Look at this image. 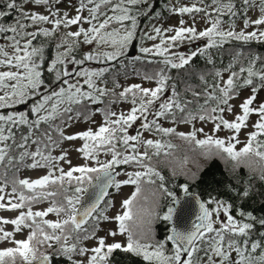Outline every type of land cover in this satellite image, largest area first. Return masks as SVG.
Wrapping results in <instances>:
<instances>
[{"label":"snow or ice","instance_id":"snow-or-ice-1","mask_svg":"<svg viewBox=\"0 0 264 264\" xmlns=\"http://www.w3.org/2000/svg\"><path fill=\"white\" fill-rule=\"evenodd\" d=\"M30 2L47 6L48 15L26 11L24 5ZM65 3L68 8L75 10L77 13L75 16L70 17L67 11L61 13L59 8L52 9V4ZM141 3L148 7L147 0H115V2L114 0H79L78 5L74 4L73 0H52L51 4L50 0H23L19 4L17 0H7L6 8L16 10L19 19L14 25L8 27L0 24V33L14 34L9 37L11 53L0 47V66L9 69L0 71V109L26 104L33 96L39 99L32 103L30 114L26 115L22 111L0 114V168L4 169V175L0 176V209L9 211L27 209L20 211L11 220L0 218V224L14 225L15 232H20L25 227L30 229L25 239H12L13 232L4 231L0 227V241L11 240L15 245V247L0 249V264H16L17 258L22 261V264H57L58 258H67L70 264H197L194 256L202 250L204 258L200 264H264V232H260L262 238L260 241L250 239L251 232L257 224L264 228V217L258 218L252 212L237 210L236 215L241 218L237 219L230 214V204L211 197L206 202L198 196L194 197L198 203L197 219L200 221L194 231L184 232L176 227L171 228V234L166 237L168 241L173 242L170 253L163 241H154L153 222L156 219L171 222L179 210L180 201L166 188L165 177L161 172L151 164H146L145 161H151L152 156H159L161 153L165 158L172 157V150L176 148V145L162 143L160 140H145L139 130L135 135L128 134V128L140 119L142 121L140 128L144 131H155L164 136H177L189 145H194L195 149H200V155L204 160V163L192 161L196 171L187 169L183 173L188 180H199L201 174L209 170L213 161L218 159L224 164L231 163L230 174L239 185L238 190L237 185H231V190L238 197L264 198V141L258 139L259 136H264V100L253 107L258 92L264 89V67L259 70L256 68L257 58H250L247 66L241 65L238 71L234 70V65L230 63L228 69H225L229 71L226 80L223 79L221 71L216 70L214 77L218 78L219 82L206 86L202 93L194 91L191 87L186 88V91H191L193 97H204V104H198L195 112L189 110V105L193 101L182 99L175 83L170 85L171 94L159 103L158 109L154 112L150 111L151 106L169 87L167 84V81L171 79L168 75L169 69L181 70L193 77L198 75L200 80L204 81V74L193 64L194 58L205 56L207 63L212 64L209 49L221 47L229 40L248 42L258 38L264 41V30H259V26L264 25V0H260L259 4L255 3V0H240L239 12L233 0H227V2L213 0V4H218V7L213 9L217 13V18L211 21L210 27L199 32L194 26L183 27L184 21H180L181 26L175 28L162 30L159 27H153L151 31L155 35L146 32L144 35L147 39L155 40L159 37L160 43L152 47H140L139 52L144 55L164 57L161 61L164 67L151 75L145 73L143 76L146 80H155L154 88L143 87L141 84L123 87L114 82L113 88L109 89L104 79L105 73L109 72L108 68L98 71L73 70V72L63 69L62 66L66 63L81 65L85 61L92 60L114 61L124 55L137 30V17L131 14L128 6ZM87 5L93 6L88 9L89 17H84L81 13ZM101 6L107 7L112 15L101 12ZM256 8L259 9V15L253 19L248 13ZM169 10L181 14L204 11L195 5ZM238 14L244 17L243 28L240 31L235 30L234 21L230 22L227 30L221 27L223 21L220 16L235 17ZM8 15V12L0 10V18ZM101 15L105 16L102 21L99 19ZM159 15L160 13L157 12L156 16ZM21 20H30L32 24L46 22L53 24V28L26 32L25 28L28 25L21 23ZM93 20L98 23L92 24ZM82 21L91 26L87 29L80 27L77 31L67 32L61 38V43L56 46L57 48L66 46L65 51L57 52L47 66V71L54 73L55 80L66 87L61 86L58 91L41 96L40 89L44 87L40 70L44 60L43 48L32 46V40L41 34L45 37L53 35L60 25L69 27ZM126 21L130 24H126ZM113 22L117 23L119 28L108 30ZM252 26H256L255 30L246 31ZM163 31H172L174 35L166 40L163 37ZM17 36L20 39H17ZM25 37H31V39L25 40ZM81 37L84 44L96 43L109 46L113 50L85 53L82 59L70 57V53L80 42ZM203 38L207 39V43L189 53L165 55L176 42H182L185 39L194 42L196 39ZM21 40H24L23 44ZM232 55L233 60L239 62L241 53L234 51ZM135 59L139 61L142 57L136 56ZM73 73L75 77L83 78V85L87 86V90H84L80 79L74 82L64 79V77H71ZM137 75L140 73L137 72ZM256 81H259V84ZM116 88L122 90L117 93ZM237 89H250V93L238 105H233L230 101L238 98ZM129 96L133 106L127 113L111 110V104L127 101ZM105 97L108 99L105 100ZM209 101H213L215 106H209ZM98 104H104V107L95 109L91 107ZM237 107L239 112L234 113V108ZM177 112L181 113L180 122L212 121L213 132L228 130L233 134L226 138L205 134L203 139H199L197 133H203V128H193L188 133L177 132L175 128L163 127L157 122L156 118L169 116L175 121ZM225 112L233 114L234 118L226 119L223 115ZM97 113L102 114L103 122L95 130L88 127L83 131L65 134L59 125L53 127L51 124L57 116L61 117L62 124L69 127L81 120L94 124L93 117ZM251 114L259 117L252 124L255 131L247 134V142L237 150L236 144L240 143L238 135L243 128L248 127L247 121ZM29 115L34 116L35 119H30ZM149 115L154 118L149 120ZM42 122L48 123L47 129H40ZM22 127L27 128V132H21L17 142L14 129ZM53 131L58 133L55 139L52 135ZM76 140L83 143L74 150L82 154L86 161L95 162L96 166L90 163L73 166L67 158V150H62L59 156L51 155L52 149L60 147L62 142ZM8 141L13 143L9 144ZM29 144L36 145L34 151L29 150ZM117 145H120L123 151ZM140 145H143L145 149L143 152L139 151ZM13 148L20 149L18 155L12 154ZM149 149L154 151L150 154ZM101 150L109 154L111 158L105 161L99 160L97 156ZM26 161L31 162L26 163ZM59 161L67 163L69 168L65 171L58 167ZM174 162L179 167L185 168L190 161L188 156H184L182 160H174ZM120 165H134L144 170L117 171V166ZM20 167L46 168L48 171L36 179H18L13 174L11 193L5 194L8 171L11 169L19 171ZM241 168L247 170L246 180L237 175ZM55 171H58L59 175H55ZM175 174L173 169V175ZM120 175L125 176L126 179L117 180L116 177ZM153 177L160 182L158 192L171 198V206L167 207L163 216L158 215L155 207L149 210L140 204L142 185L154 184L156 180ZM254 181H259L260 191L256 190L257 185ZM127 185L135 186L134 191L127 198L117 201L115 197L121 195L120 190ZM68 186H71V189ZM89 187L97 191L94 199L85 206L81 202L88 194ZM179 187L185 194L189 193L188 184H182ZM24 190L30 194H25ZM69 190L71 195L68 194ZM6 196L7 203L4 202ZM57 196L62 197L61 201L56 199ZM45 200L50 201V206L40 211L32 210V203ZM102 202L103 206H101ZM206 204H216L217 207L210 211ZM77 205L81 207L77 208ZM117 206L119 211L114 215L107 214L109 208H117ZM220 211L223 212L225 220L220 221L219 215L216 220H213V212ZM49 213H55L62 218L55 221L44 219ZM214 223H219L220 227L215 228ZM112 224H115L114 228L111 227ZM100 232H103L102 236L98 234ZM213 233L214 235H208ZM225 233L229 234L226 243ZM83 241H94V244L91 247L84 246ZM198 241L206 242L207 248L201 249L197 244ZM77 256L82 259H75Z\"/></svg>","mask_w":264,"mask_h":264},{"label":"trees","instance_id":"trees-1","mask_svg":"<svg viewBox=\"0 0 264 264\" xmlns=\"http://www.w3.org/2000/svg\"><path fill=\"white\" fill-rule=\"evenodd\" d=\"M184 0H147L148 7H145L143 3L137 4L134 6H128L131 9V14L136 15L137 17V30L136 34L133 38V41L128 45L125 54L120 56L117 60L114 61H107L103 60L100 64L101 66L98 67L97 71L102 68H108L109 72L105 73V81L106 86L111 89L114 86V82L120 84L123 87H126L125 83L130 79H137L138 81L146 80L143 78L144 74L147 73L149 75L153 74L156 70H158L161 67H164V65L161 63V61L164 59L163 56L159 55H144L139 52V48L141 46V43L147 40L145 35L141 34V30L145 25H147L151 20L153 19H164L167 20L170 18L175 12L170 11L169 9H172L171 3L172 2H182ZM6 2L7 0H0V10H4L9 13V15L5 18H0V24H3L5 27H8L9 25H14L15 22L19 19V15L16 10H8L6 8ZM18 4L22 3L23 0H17ZM115 2V0H114ZM198 2H202L205 5L212 2V0H198ZM224 2H227V0H224ZM233 3L236 5L237 11H240V0H233ZM110 7V6H109ZM109 9L107 7L101 6L100 11L106 12ZM204 11L201 12H192L191 14H201L206 15L209 17L216 16L217 13H212L211 11H207L206 9H203ZM148 12V15H145L144 13ZM159 12L160 15L157 17L156 13ZM220 19L223 21V23L230 24V22L234 21V24H236L239 21H243L244 17L242 15H236L235 17H231L229 15H223L220 16ZM21 23H25L26 25H29L31 23L30 20H21ZM126 24H130V22H125ZM112 28H119V25L115 22H113L108 30H111ZM14 34L11 32L7 33H0V46L1 42L3 40H10L9 37H12ZM65 35V32L63 30L62 25L58 27V29L53 33V35L45 37L44 35H38L35 39L32 40V46L34 47H42L43 48V56L44 60L41 64V71H42V79L44 81V89L45 91H50L52 89L64 86L62 83L55 80L54 73H49L47 71V66L51 62L52 59L56 56L57 51V44L61 43V38ZM17 39H20L19 36L16 37ZM28 38V37H25ZM201 42V43H199ZM192 43H199L198 46H203L207 43V39H197L194 42H190L189 40H183L182 42H176L174 46H180V45H190ZM92 45L84 44L82 42H79L77 46L73 49V51L70 53V57H75L76 59H82L83 55L86 52H91ZM239 52L241 53V56L239 57V62H236L233 60V52ZM209 54L211 55L212 64L207 63V57L205 56H198L194 58L193 64L194 66L199 67L201 72L205 76V80H200L199 76H191L187 72L176 70V69H169L168 75L171 77L167 81V84L169 85L168 88L165 89L164 93L166 92L170 93V85L175 83L177 85V89L181 94L182 99L193 101L192 104L189 105V110L195 112L197 109L198 104L202 105L204 104V97H193L191 91H186V88L191 87L196 92H203L205 90V87L208 85H212L215 82H219L218 78L214 77V72L216 70H220L222 73V77L224 79H227L229 75V71H225V69H228V66L230 63L234 65V70L238 71L239 67L241 65L247 66L248 60L250 58H257L256 61V68L259 70L260 68L264 67V41H261L259 39L257 40H251L248 42L243 41H237V40H229L225 42L221 47L218 48H212L209 49ZM165 55L170 56L172 55L171 52L165 53ZM136 56H141L142 59L137 61L135 59ZM92 64L90 61H85L84 64ZM137 72L140 73V75H137ZM67 77H64L66 79ZM149 81V80H147ZM155 82V80H152ZM257 84H259V81H256ZM84 90L87 89L86 86L82 84ZM222 86V84H221ZM116 92L118 93L121 91V88H116ZM211 91V89H209ZM244 90H250V89H237L236 95H238L240 92ZM44 92V91H43ZM42 95V93H40ZM39 99V97L33 96L29 101L26 102V104H20V105H14L11 108L6 109H0V114H7V112L14 111V112H24L26 115L30 114V109L32 106V103L36 102ZM108 98L105 97V100ZM131 96H129V99L127 101H121L119 103L111 104V110L114 111L115 108H117L121 103L124 102H130ZM209 106H215L213 101H209ZM78 107V106H74ZM93 109L99 107L103 108L104 104H98V105H92ZM102 116V114H100ZM176 120L174 121L171 116L168 118H160L162 122H172L174 125L177 123H184L179 121V117L181 113L177 112L176 114ZM30 119H35L34 116L29 115ZM82 121V120H81ZM196 121V120H194ZM51 124L53 127L59 125L62 127L61 117L57 116L55 119L51 121ZM162 126V124H160ZM48 123H41L40 129H47ZM16 140L19 142V137L21 135V132L26 133L27 128L22 127L20 129H14ZM153 135H155L158 140H160L162 143H171L173 145H181V141L183 140L179 139L177 136L174 135H168L164 136L161 133H157L155 131L151 132ZM39 134V133H37ZM53 138L58 137V133L55 131L52 132ZM259 140L264 141V136H259ZM9 144H12V141H8ZM36 148V145L29 144V150L31 147ZM192 146V145H191ZM194 146V145H193ZM117 147L123 151V149L120 147V145H117ZM195 147V146H194ZM56 148V147H54ZM53 150V149H52ZM145 150V149H144ZM20 149L13 148L12 154L18 155ZM154 150L149 149V153L151 154ZM52 152V151H51ZM169 157L165 158L163 153H161L159 156H152L151 161H145L146 164H151L154 168H156L158 171L161 172V174L165 177V186L166 188L171 191L175 196L177 194H181L184 192L179 186L182 184H188L189 185V191H192L196 193L202 201H208L209 198H214L217 200H220L222 202L228 203L231 205L230 214H232L237 219H241L236 215L237 210H243L245 212H252L256 217H264V198L262 197H255V199H242L236 195L234 191L231 190V185H237V190L239 189V185L237 184V181L235 180L234 176L230 174L229 169L231 168V163L224 164L220 160H214L211 168L207 171H205L203 174H201V178L197 181H190L187 179V177L183 174L184 171L187 169H191L192 171H196V168L192 167V162H189V164L185 168H181L178 165L166 163L165 161H168ZM190 161V160H189ZM29 161H26V163ZM204 163V161H203ZM132 165H120L117 166V169H124L126 167H129ZM23 167L19 168V171H16L15 169H11L7 173V179L8 183L7 186H10V189H12L11 180L13 178V174H15L16 178L19 179V173ZM173 169H175V175H173ZM4 175V169L0 168V176ZM237 175H239L242 179H247V170L244 168H241L238 170ZM156 182L154 184H148L144 183L142 185L143 191L141 193L140 204L151 210L153 207H155L156 212L159 216H163L165 212L167 211V207L171 206V198L160 194L158 192V186H159V180H157L155 177H153ZM254 183L257 185L256 190L260 191L259 188V181H254ZM69 189H71V186H68ZM25 194H30L27 192V190H24ZM114 191V190H112ZM134 191V189H133ZM156 193L155 195L153 193ZM69 195H71V190L68 192ZM109 198V197H108ZM56 199L58 201H61L62 197L57 196ZM42 202H48L50 204V201L45 200ZM38 203H32V205H35ZM209 210H212L215 204H206ZM103 206V203L101 204ZM45 219V218H44ZM0 227L1 224H0ZM3 228V227H2ZM29 229V228H28ZM30 231V229H29ZM10 232V231H9ZM260 232H264V228L260 227L258 224L256 227L252 230L250 239L260 241L262 238L260 236ZM152 234H153V240L154 241H163L165 243V248L168 250V252H171V249L173 247V243L171 241H168L166 237L171 234V227L169 222L163 221L161 219H156L152 224ZM208 235H214L208 234ZM235 239H240L238 237H233ZM229 239V234L225 233V243ZM71 242V241H70ZM197 244L201 247V249L207 248V243H201L197 242ZM43 251V249H41ZM258 254V253H257ZM195 255H202L204 256L203 250ZM196 258V257H195ZM16 264H22V261L17 258ZM57 264H70V261L67 260V258H58Z\"/></svg>","mask_w":264,"mask_h":264},{"label":"rangeland","instance_id":"rangeland-1","mask_svg":"<svg viewBox=\"0 0 264 264\" xmlns=\"http://www.w3.org/2000/svg\"><path fill=\"white\" fill-rule=\"evenodd\" d=\"M260 0H255V3L259 4ZM52 3V0H50V4ZM74 4L79 3V0H73ZM193 5H195L198 8L201 9H206L207 11H211L212 13H216L213 11L214 8L218 7V4H213V0L212 2H210L208 5L202 3V2H198V0H184L182 2H172L171 3V7L172 9H179L181 7H192ZM93 5H87V7H85V9L83 10V12L81 13L82 16L84 17H89V11L88 9L91 8ZM24 8L26 11H28L29 13L31 12H36V13H42L44 15H48V10H47V6L45 5H36L34 3H28L26 5H24ZM56 8H59L61 13H63L64 11L68 12V15L71 16H75L77 13L75 12L74 9H70L67 7V4H52V9L55 10ZM175 12V11H174ZM106 15H112L111 11H106L104 12ZM248 15H250L253 19H256L259 15V9L256 8L253 11L249 12ZM51 18V17H50ZM105 18L104 15H101L99 17V19L102 21ZM217 17L213 16V17H209L206 15H201V14H191V13H178L175 12L170 18H168L167 20L164 19H153L151 20L147 25H145L143 27V29L141 30V34L144 35L146 32L151 33L152 35H155L154 32H152V28L153 27H159L162 30L163 29H169V28H175V27H179L181 26L180 21H184V24L182 25L183 27H190V26H194L197 30V32L204 30L207 27L211 26V21L215 20ZM98 21L93 20L92 24H97ZM91 25L87 22H81L77 25H70L69 27H63V30L65 32V34L67 32H74L77 31L80 27H83L84 29L89 28ZM230 24L227 23H222L221 27L225 30H227L229 28ZM53 28V24L50 23H46V22H41L39 24H32L30 23L28 25V27L25 28L26 32H35L38 29H48V30H52ZM243 28V21H239L235 24V30L236 31H240ZM256 26H252L249 27L248 29H246V31H253L255 30ZM259 30H264V25L259 26ZM163 37L167 40L168 37H170L171 35H174V32L172 31H163L162 32ZM25 40L27 39H31V37L28 38H24ZM71 39V38H70ZM83 37L79 38L80 42H82ZM206 39V38H203ZM258 39V38H257ZM254 39V40H257ZM187 40V39H185ZM197 40V39H196ZM1 46L3 47L5 51L11 53L12 52V48L10 47L11 44V40H3L1 42ZM24 43V40H21V44ZM160 43V38L158 37L155 40H150L147 39L146 41H144L143 43H141L140 47H152L154 44H159ZM201 43V42H199ZM199 43H192L190 45H180V46H173L169 49V52L173 53H189L190 51H192L193 49L199 47L198 44ZM92 45V50L91 53H100V52H105V51H112L113 49L109 46H102V45H97L96 43H92L89 44ZM200 45V44H199ZM65 47H60L57 49V52H64L65 51ZM86 53H90V52H86ZM103 61V59L101 60H92L90 62H92V64H81V65H75L72 63H66L65 65H63V69L68 70L70 72H73V70H79V71H83V70H89V71H97L98 67L101 66V62ZM9 70L7 67L5 66H0V71H7ZM15 70V69H13ZM66 79H69L70 82H74L76 79H80L81 84H83V78H77L75 77L74 73L71 77H67ZM224 79V78H223ZM226 80V79H225ZM131 84H141L143 87H147V88H154L156 87V83L153 81H147V80H141L138 81L137 79H130L128 80L125 85L126 87L131 85ZM86 86V85H84ZM103 86V85H101ZM87 87V86H86ZM58 88L52 89L50 91H45V89L42 87L40 89V93H42V95H48L50 94L52 91H58ZM87 90V89H86ZM44 91V92H43ZM250 90H244L242 92H240L237 95V99L231 100L230 103L233 105H238L244 97H246L247 95H249ZM41 95V96H42ZM169 96V93L166 92L165 94H162L160 96V99L158 101H156L152 106L150 111H155L158 109L159 103L163 102L167 97ZM261 100H264V89H261L258 94H257V100L254 103L253 107L258 106V104L260 103ZM133 105L130 102H124L121 103L117 108L114 109V112L120 113L121 111L127 113L128 110L131 109ZM239 112V108H234V113ZM224 117L226 119L232 120L234 118L233 114H229L228 112L223 113ZM154 117L152 115L148 116V119L151 120ZM258 116L255 114H251L249 116V119L247 121L248 127L243 128L241 130V132L238 135V139L240 141V143L236 144V149L238 150L239 148L243 147L244 144L247 142V134L255 131V129L252 127V124L255 123L258 120ZM93 119L95 120V123H88V122H84V121H79L77 123H73L71 124V126H66L65 124L62 125V129L65 132V134H73L79 131H83L85 129H87L88 127H92L93 130L96 129V127L98 125H100L103 122V117L97 113ZM157 122L159 124H162L163 127H173L176 129L177 132H185L188 133L190 131L193 130V128L199 129V128H203L204 132L203 133H197V138L199 139H203L205 134H209V135H214L216 137L219 138H226V137H230L233 133L228 131V130H220L217 132H213V122L212 121H207V122H202L199 120L196 121H192L191 123H177L176 125H174L172 122L168 123V122H162L160 120V118H156ZM142 121L140 119H138L137 121H135L132 126L130 128H128V134L129 135H135L137 130H139L141 132V136L143 139L147 140V139H152V140H158V138L153 135L151 132L149 131H144L143 129L140 128ZM82 141L80 140H76V141H72V142H68V141H64L61 143L60 147H56L53 148L51 155L52 156H59L61 154L62 150H67L68 151V159L71 161V164L73 166H77V165H82L85 163H90L92 166H96L95 162H91V161H86L82 154L76 152L74 150V148L80 147L82 145ZM134 143V142H133ZM35 148L32 146L30 148V151H34ZM139 151L143 152L144 151V147L143 145L139 146ZM173 151V156L169 157L168 161H173L172 165L176 164L174 162V160H182L184 158V156H188L190 162L192 161H199L200 163H203V157L200 155V149H195V147L192 145H189L187 142L185 141H181V145H178L175 149L172 150ZM97 158L101 161H105L110 159V155L106 154L103 150H101L98 153ZM31 161L27 162L30 163ZM177 165V164H176ZM57 166L60 168H63L65 171L69 168V165L67 163H64L63 161H59L57 162ZM192 167L195 168L194 164L192 163ZM144 169L139 168L138 166H129L126 167L124 169H117V171H143ZM48 171V169L43 168V169H29L26 167H23L20 171V175H19V179H24V178H29V179H36L41 175L46 174ZM55 175H59L58 171L54 172ZM78 175V174H77ZM117 180H122V179H126L125 176L120 175L116 177ZM135 186L132 185H127V186H123L121 191V195L116 196L115 199L121 200L122 198H127V196H129L131 194V192L133 191ZM10 186H7L5 188V194L11 193ZM112 191V190H111ZM112 198V197H109ZM5 203H7V196L6 199L4 201ZM48 206H50V204L48 202H42V203H38L35 205H32L31 208L33 211H40V210H44L46 209ZM217 207V205L215 204L214 207L212 209H215ZM27 209H21V210H16V211H9V210H4V209H0V218H5V219H13L15 218L20 211H26ZM119 207L117 206V208H109L108 209V215H114L117 211H119ZM211 211V210H210ZM217 215H219V220L220 221H224L225 217L222 211H220L219 213L213 212V220H216ZM58 218H62V217H58L55 213H49V215L47 217H45V219L48 220H52L55 221ZM1 226L3 227L4 231H10L13 232V237L12 239H25L29 229L28 228H23L22 231L20 232H15V226L8 223V224H1ZM215 228H219L220 224L219 223H214L213 225ZM111 227H115V224H112ZM99 235H103V232L98 233ZM117 239H120V237H117ZM82 244L84 246H88L91 247L94 244V241H83ZM9 247H15V245L11 242V240H3L0 241V249H5V248H9ZM234 255V254H233ZM196 257V258H195ZM204 258V256L202 255H195L194 259L197 261V264H200V261ZM75 259H82L81 257H75Z\"/></svg>","mask_w":264,"mask_h":264},{"label":"water","instance_id":"water-1","mask_svg":"<svg viewBox=\"0 0 264 264\" xmlns=\"http://www.w3.org/2000/svg\"><path fill=\"white\" fill-rule=\"evenodd\" d=\"M96 191L97 189L93 187H89V192L82 199L81 203L85 206L88 203H90L91 200L94 199V195ZM195 196H198V195L192 191H189L188 194H185L184 192H182L181 194L176 195V197L179 198L180 205H179L178 212L173 217V220L169 222L171 228L176 227L178 230H181L184 232H191L195 230L196 226L200 223V221L197 219L199 215V207H198L197 200L194 198ZM80 207H81L80 205H77V208H80Z\"/></svg>","mask_w":264,"mask_h":264}]
</instances>
